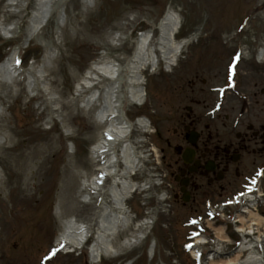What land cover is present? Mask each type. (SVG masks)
I'll list each match as a JSON object with an SVG mask.
<instances>
[{
    "label": "rangeland",
    "instance_id": "374dc122",
    "mask_svg": "<svg viewBox=\"0 0 264 264\" xmlns=\"http://www.w3.org/2000/svg\"><path fill=\"white\" fill-rule=\"evenodd\" d=\"M41 2L0 0V64L13 55L15 49H7L8 44L18 42L27 49L9 76H0V264H44L50 254L54 256L45 264H92L90 250L102 243L106 224L117 225L118 231L108 239L112 252L96 264H192L182 249L184 223L203 214L204 199L190 206L175 201L179 190L167 177L171 150L166 141L180 143L174 129L177 134L182 130L187 107L199 114L212 112L214 120L223 121L225 132L239 117V127L264 119V59L258 61L257 56L264 47V0ZM38 13L48 17L31 35ZM167 13L179 26L170 43L189 42L170 67L158 52ZM144 38L149 39L146 54L158 66L141 72L145 102L136 106L126 99L131 67L127 57ZM233 56L238 57L235 69L228 68ZM93 64L119 69L128 122L142 116L152 125L149 132L133 126L127 139L143 157L130 180L148 189L133 193L123 203L125 212L116 210L113 194L126 179L122 143L115 148L119 173L107 178L93 197L88 189L98 164L90 148L103 128L94 111L98 109L89 110L84 100L111 84L102 80L87 93L76 92ZM219 88H224L222 98L216 93ZM250 158L243 164L249 171L238 183L264 163V156ZM238 183L205 201H222L240 189ZM161 195L167 196L164 202L157 198ZM60 212L90 225L92 236L79 252L63 254L61 245L55 247ZM146 217L155 223L142 231L145 238L132 246L120 245Z\"/></svg>",
    "mask_w": 264,
    "mask_h": 264
},
{
    "label": "bare ground",
    "instance_id": "6f19581e",
    "mask_svg": "<svg viewBox=\"0 0 264 264\" xmlns=\"http://www.w3.org/2000/svg\"><path fill=\"white\" fill-rule=\"evenodd\" d=\"M45 1L46 0H43V2ZM37 16L38 17L36 19L37 23H35V30H31V35L44 26L48 17V15L43 16V14L40 13H38ZM177 25V20L175 18L173 19L172 15H170L169 13L166 15V18L162 23L160 48L162 49V54H164L163 59L166 61L165 64L167 65H174V62L177 61L183 47L186 46L187 43H189L182 42L176 45L169 43L171 38L173 40L175 37L174 32L178 29ZM137 49L138 50L131 61L132 69L130 71V91L128 95L130 99L129 101L132 104L139 105L144 102L143 89L139 88V86L142 85L143 80H141L137 76V74L138 71H140L142 68L151 64L152 59L150 58L148 53L146 54L142 50L141 45ZM257 54L258 61L264 59V47L262 49H259L257 51ZM9 63H11V61L7 60L0 65V76H9L8 73H10L12 69V66L10 69ZM101 66H92L87 72H85L84 77L76 85L75 89L78 94L84 92L87 93L88 90L90 91L94 87L99 86L101 84V80L111 81V84L107 85V87L104 88L105 90L99 87L97 88V90L91 92L90 96H88L84 100V106L89 108V110L98 109L94 110L97 111V117L99 118L98 126L100 127V129H104L103 132L98 136L96 142L90 148V152L92 154L91 157L92 159L95 157L97 161H101L99 172H101V174H103L104 176L109 177V174H112V172H114L113 169L116 168L118 163V158L115 154V148L119 142H122L123 140L126 141L131 126L127 123V119H125L119 111V107L121 106L120 93H122V90L120 91V88H118V84L120 83V81L118 80V77L120 76L119 71L116 67L113 66ZM120 118H122V120ZM138 124L144 130L147 123L144 120H139ZM124 147V151L121 153V155L122 157L123 155L124 157H126L123 160L125 165V171L123 172V174H125L124 178L126 179L118 183L120 185L118 188L116 187L115 189H113L116 210H123V212H125V204L123 205V203H125L126 199L129 198L131 194L139 188V186L132 184L128 180L129 176H131L132 173L138 169V163L136 162L135 157L131 158V156L127 153V151H129L128 145ZM123 218H125V224L127 222V219L125 216H123L122 219ZM58 219L60 222V236L57 238L58 241L64 239L67 246L80 247L84 243V236H86L84 235V233L86 227L81 225L79 222L66 217L62 212L59 213ZM258 220L260 221V218H258ZM118 222L119 219L117 218V223ZM148 223L149 222L147 221H143L141 224H139L135 229L136 233L132 235L131 238L126 239L120 245L132 246L139 243L142 239L145 238V233H143L142 231L144 230V227L146 228ZM103 229L104 239H102V243L93 245V248H91L90 250V261L92 264H96L97 262H99L101 256L112 252V245L111 242L109 243L108 239L110 238V235L113 234V232L114 234L117 233V225L110 224V226H108L106 224L104 225ZM241 231L242 229L239 230V232ZM216 233L220 239L223 238L221 229H219ZM248 233H250V231ZM246 248L250 250V245H247ZM149 254H152V247L150 248ZM251 259L256 263V260L258 258L256 256H251ZM210 260V264H248L247 261L241 262L239 252H237L236 255L232 254L230 256L224 257V261L223 259L215 261L216 256L214 254H210Z\"/></svg>",
    "mask_w": 264,
    "mask_h": 264
},
{
    "label": "flooded vegetation",
    "instance_id": "af4514ba",
    "mask_svg": "<svg viewBox=\"0 0 264 264\" xmlns=\"http://www.w3.org/2000/svg\"><path fill=\"white\" fill-rule=\"evenodd\" d=\"M187 112L182 130L177 134L174 129L180 143H168L171 156L166 165L179 191L180 184H185L186 204L190 206L235 186L244 173L243 164L248 157L264 153V119L241 127L239 132L227 133L220 119L216 120L217 125L191 108ZM184 150H187L188 163L182 159Z\"/></svg>",
    "mask_w": 264,
    "mask_h": 264
}]
</instances>
